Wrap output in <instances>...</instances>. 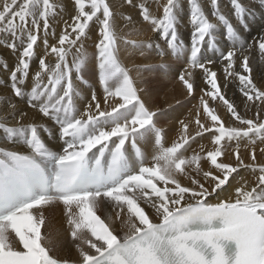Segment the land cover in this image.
Returning a JSON list of instances; mask_svg holds the SVG:
<instances>
[{"label":"snow or ice","instance_id":"1","mask_svg":"<svg viewBox=\"0 0 264 264\" xmlns=\"http://www.w3.org/2000/svg\"><path fill=\"white\" fill-rule=\"evenodd\" d=\"M208 3L214 19L201 0H188L186 46L178 32L181 0H121L157 41L129 38L139 35L133 17L118 26L109 0H68L71 12L55 0L0 2V44L18 54L11 69L0 62L11 92L0 96V143L9 145L0 146V264H264V162L257 157L264 156V86L252 75L255 57L264 64V33L251 42L242 35L255 15L244 0H229L231 18L219 0ZM93 26L90 58L85 41ZM122 51L186 57L178 80L187 98L196 95L199 70L194 118L177 121L170 143L160 124L164 109L149 107L141 86L154 66L128 67ZM89 65L97 87L84 78ZM229 83L242 108L227 97ZM25 97V106L16 103ZM206 135L211 149L192 147ZM54 208L66 224L63 236L51 223Z\"/></svg>","mask_w":264,"mask_h":264},{"label":"bare ground","instance_id":"2","mask_svg":"<svg viewBox=\"0 0 264 264\" xmlns=\"http://www.w3.org/2000/svg\"><path fill=\"white\" fill-rule=\"evenodd\" d=\"M187 0H181V4H182V9L180 12V17L181 19H183L185 22H190V10H189V5H187L186 3ZM0 2H2V0H0ZM55 2L57 3H64L68 6V10L69 12L72 11L71 6L68 4V0H55ZM164 2V0H161V4ZM157 9L155 4H152L151 9ZM124 11V6H123V10L119 13V18L117 21V24L119 26V24L121 25V20H122V12ZM127 11H130V8L127 9ZM264 11V9L261 8V12ZM206 14H208L210 19H214L211 16V11L209 10H205ZM131 16L133 17V20L135 21L136 25L139 26V35L141 33H144V41H148L150 34H149V29L151 28L147 23L144 24L141 22V18L139 17L138 13L132 11ZM264 19V15H261ZM67 15H65V19H67ZM63 26V25H62ZM56 32L57 34H59V32L61 31V24H56ZM242 31V35H243V29H241ZM96 39V33H95V26H93V32L91 34V36L85 41V47H86V51L90 54V58L93 57V54L95 52V48H94V41ZM131 39H137V40H142V39H138V37H133ZM246 41L250 42V39L245 38ZM190 46V45H189ZM225 48L227 47V42L224 46ZM37 53L39 55L42 54L43 50H42V45L37 47L36 49ZM1 55L6 56L7 54L11 55L13 54L9 49L4 48V46L1 44ZM205 56H211L213 58H216L213 53L211 52H205ZM121 59H123V63L126 62V66L128 67H132L133 64H141V63H149L151 65H153V71L150 73H144V82L141 84L142 87L147 88V97H146V101L148 102L149 107L152 108H162L164 109L163 114L161 115L160 118V124L163 126V124L168 121L173 119L176 126H177V130H178V123L177 121L180 119H186V120H191L194 118V113H195V107L191 110L190 114L184 115L183 114L186 112V110L190 107L191 104L196 105L198 103V97L200 95V88L203 86L202 84V80L200 78V72L199 70L196 71L195 75H196V83H197V91H196V95L192 98H187L185 96V91L183 89L182 84L178 81L176 82L174 85L171 86V88L167 90L168 86L173 82L174 80V74L175 72L180 71V69L184 66V64H176L173 62H169L167 61L165 58H163V60H161L160 57H156L154 55V53H152L151 55H149L146 59L145 58H141L138 55L135 56H130L127 55L125 52L121 55ZM50 58L52 59L51 56H49L47 59L50 60ZM185 58V62H186V57ZM34 61V60H33ZM50 62V61H49ZM161 63L166 64L167 67V71H166V75L163 73V69L155 67L156 65H159ZM252 65H256L255 62H252ZM35 67V63H32V68ZM87 69V68H85ZM89 69V67H88ZM91 69V68H90ZM89 69V71H90ZM92 70V69H91ZM89 71L85 70V73H87L89 75ZM93 71V70H92ZM259 74L264 78V64H261L260 62V67L258 69ZM133 76L136 75L135 72L132 73ZM85 76V75H84ZM93 78V77H92ZM87 79V78H86ZM2 80H5L4 78ZM7 80V79H6ZM5 80V81H6ZM92 79H90L89 81H91ZM255 82L258 85H262L264 86L263 81L260 78H254ZM29 81L31 82V77L29 78ZM153 81H157L158 83L153 85ZM94 82V81H93ZM28 84H30L28 82ZM90 84H92V87H97L95 86L92 81L90 82ZM97 85V84H96ZM29 87V86H28ZM81 91L84 95H89L90 94V90L82 85H80ZM0 96L3 97H11V92L9 89L5 88V87H0ZM163 96V99H161V97ZM25 101L27 99V97L24 98ZM177 101H179V103H177ZM16 103H18L21 106H25L24 103L16 100ZM222 112V107L219 109V113L221 115ZM2 114V113H0ZM262 115H264V113H262ZM35 116V119L39 120L40 117L38 115H35L34 113H32L29 110V117H33ZM183 116V117H182ZM222 116V115H221ZM249 117H253L254 118V110L251 111L248 114ZM223 118V117H222ZM224 119V118H223ZM226 121V123L230 122L229 118L224 119ZM191 127V126H190ZM174 128V126H173ZM172 128V130H173ZM172 130H168L165 128V135H166V139L165 142L166 143H170L176 136L175 134L172 132ZM176 130V133H177ZM49 146L53 149V150H57L59 147V141L58 140H50L48 141ZM203 143L207 148L211 149L212 145L210 143L209 137L206 135L203 140L198 139L197 142L195 144L192 145L193 148H197V146ZM0 146H6L8 147L9 145H5L0 143ZM20 150H26L23 147L20 148ZM257 157H258V161L259 162H264V156H261L259 154V152H257ZM245 161H248V157L247 154L245 153ZM221 159H224L223 157ZM226 162H234V161H226ZM205 167H207V165H205ZM242 176L243 175H247L243 170L240 173ZM249 179H254V177H249ZM231 186L235 187V181L231 182ZM50 217H51V223L53 228L55 229L56 232L60 233L61 236L64 235V229L66 227V224L64 223L63 217H62V213L60 212L59 208H54L52 210V212L50 213ZM58 243L60 245L63 244V240L61 239L60 241H58ZM58 252H61V249L58 248ZM63 254H67V249H63L62 250Z\"/></svg>","mask_w":264,"mask_h":264},{"label":"rangeland","instance_id":"3","mask_svg":"<svg viewBox=\"0 0 264 264\" xmlns=\"http://www.w3.org/2000/svg\"><path fill=\"white\" fill-rule=\"evenodd\" d=\"M60 1V0H59ZM201 2H202V5H203V7H204V10H209V11H211V9H210V6H209V3H208V0H201ZM219 2H220V8H221V10L226 14V15H228L229 16V18H231V12H230V5H229V0H219ZM109 3L111 4V6L113 7V9H114V11L116 12V14H117V21H118V18H119V13L123 10V7H121L120 6V3H121V0H109ZM186 3H187V5H188V0L186 1ZM244 3H246V4H249V6L250 7H252L253 8V10H254V12H255V15H254V17H248V24H249V27H250V30L249 31H244L243 30V36H244V38H248V39H250V42L251 41H253V40H255V39H257L258 38V36L261 34V33H264V19H263V17L261 16V7H260V4H259V0H255V2L254 3H252L251 2V0H244ZM128 8H130V11H127V9ZM152 11H153V13L155 14V15H157V16H160V15H162V10H158V9H151ZM132 11H134V12H136V13H138V10L137 9H134V8H131L130 6H127V5H125L124 6V11L122 12V18H123V16L124 15H126V14H130L131 15V13H132ZM65 15H67V14H65ZM138 15H139V13H138ZM140 17V16H139ZM179 20H180V22H179V24H178V32H179V34H180V36H181V38L184 40V42H185V45L186 46H189L190 45V33H191V26H190V22H185L183 19H181V18H179ZM233 23H235V21H233ZM144 24H146V23H144ZM121 25H122V20H121ZM119 26H120V24H119ZM136 27H137V29L139 30V26L138 25H136ZM237 27H239V25H237ZM61 28H62V23H61ZM124 31L125 32H127L128 31V29H124ZM240 31H241V29H240ZM223 32V29L221 28L220 29V32L217 34L218 35V39H219V43H220V45L222 46V47H224L225 46V44H226V41L223 39V37H222V35H220V33H222ZM140 33V32H139ZM241 33H242V31H241ZM149 34H150V37H149V39L148 40H152V41H157V40H159V36H158V34H155V33H153L152 32V30H151V28L149 29ZM133 37H138V39H142V40H144V33H141L140 35H132V36H130L129 38H133ZM0 38H2V37H0ZM162 43V42H161ZM5 48V47H4ZM0 53H1V44H0ZM88 53V52H87ZM124 53V51H122L121 52V55ZM154 53V55L156 56V57H159V56H157L156 54H155V52H153ZM18 54H11V55H9V54H7L6 56H3V55H1L0 54V62H6L7 64H8V68L9 69H11L13 66H14V64L16 63V56H17ZM39 55V54H38ZM41 55H43V52H42V54ZM88 56L90 57V54L88 53ZM92 58V57H91ZM122 58V57H121ZM167 61H169L170 63L171 62H173V63H175L176 62V64H184V66H185V58L184 57H181L180 59H176V58H173L172 56H171V54L170 53H168V54H166V56L164 57ZM54 57H52V59L50 58V60H48V61H50V62H54ZM122 61H124L123 59H122ZM252 62H255L256 63V65H252V67H253V73H252V75H253V78H260L262 81H263V83H264V78L259 74V72H258V69H259V67H260V61H259V58L258 57H255L254 59H253V61ZM32 63H35V67L34 68H32V71H35V69H36V61L34 60ZM124 64L125 65H127L126 64V62H124ZM183 66V67H184ZM89 67V69L91 68L92 70H93V67L91 66V65H89L88 66ZM88 67H86L87 69H85V70H88L89 71V69H88ZM182 67V68H183ZM214 67H216L217 69H219V65H216V66H214ZM90 69V71H89V75L87 74V73H85V71H84V78L86 79L87 78V80H90V79H92L91 81H92V83L95 85V86H97L96 85V80H95V77H94V75H93V71ZM181 70V69H180ZM166 71H167V69H163V73L166 75ZM178 74H179V71L178 72H175V74H174V80H173V82L168 86V88H167V90L166 91H168L170 88H171V86L172 85H174L176 82H178L179 80H178ZM219 74V73H218ZM8 72H6V71H4L2 68H0V87H5V88H7V89H9L10 90V87H9V85H8V83H7V81H8ZM219 76H220V80H219V82H220V84H221V87L223 88V86H224V78H223V75L222 74H219ZM30 77H31V73H30ZM29 77V78H30ZM93 77V78H92ZM7 79L6 81L5 80H2V79ZM91 81H89V82H91ZM94 81V82H93ZM30 84H28V86L30 87L31 86V82L30 81H28ZM158 82L157 81H153V85H155V84H157ZM92 85V84H91ZM145 88V87H144ZM145 91H146V94H145V96H144V98L146 99V97H147V88H145ZM226 92H227V97L229 98V99H232V100H235L236 101V103L238 104V105H241V108H242V100H243V97L240 95V93H239V91H238V89H237V86H236V84L235 83H229L228 84V87H227V89H226ZM161 99H163V96L161 97ZM18 101H20V102H22V103H24V101H25V99H23V100H18ZM194 104H191L190 105V107L186 110V112L183 114V116L184 115H187V114H190L191 113V110L194 108ZM251 111H249L248 112V114L250 113ZM221 115H222V117L224 118V119H227V118H229V115L224 111V109L222 108V112H221ZM182 116V117H183ZM173 126H174V128H173ZM163 127L164 128H166V129H168V130H172V128H173V130H172V132L175 134V136H176V130H177V126H176V124H175V122H174V120L173 119H171V120H168V121H166L164 124H163Z\"/></svg>","mask_w":264,"mask_h":264}]
</instances>
